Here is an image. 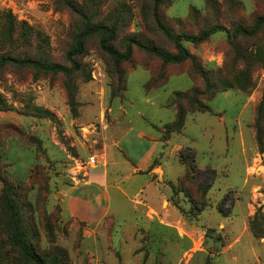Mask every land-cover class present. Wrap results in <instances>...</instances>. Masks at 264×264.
Listing matches in <instances>:
<instances>
[{
  "label": "rangeland",
  "instance_id": "374dc122",
  "mask_svg": "<svg viewBox=\"0 0 264 264\" xmlns=\"http://www.w3.org/2000/svg\"><path fill=\"white\" fill-rule=\"evenodd\" d=\"M165 2L157 23L154 0H0V59L20 56L1 44L11 15L31 41L32 48L21 50L27 58L73 71L15 63L0 71V264H30L11 247L16 216L5 197L17 208L25 242L48 264H264V159L258 156L264 155V0ZM260 22L255 36L231 40L235 28L252 31ZM218 25L230 37L218 32L201 45L182 40L195 56L182 64L167 66L135 45L129 62L106 51L124 54L135 40L177 55V36ZM101 26L107 31L87 33ZM197 71L219 91L210 112L189 114L184 129L165 138V126L175 121L168 99L193 86L206 89ZM240 120L247 151L235 132ZM118 125L160 141L157 163L169 169L163 178L172 188L156 213L128 210L126 222L88 227L66 213L63 191L91 156L105 161L121 135ZM176 137L194 148L198 171L204 165L216 171L202 212L193 204L201 198L193 186L187 184L193 196L181 191L187 168L168 143ZM157 213L170 224L151 218Z\"/></svg>",
  "mask_w": 264,
  "mask_h": 264
},
{
  "label": "crops",
  "instance_id": "0c3cea01",
  "mask_svg": "<svg viewBox=\"0 0 264 264\" xmlns=\"http://www.w3.org/2000/svg\"><path fill=\"white\" fill-rule=\"evenodd\" d=\"M245 106L246 104L239 113L240 117H243L247 112ZM163 107H165L164 104ZM174 111L176 119L177 112ZM220 120L225 122V117ZM241 123L240 120L235 132L239 135L243 150L247 151L245 146L246 131ZM252 125L253 119L251 118L247 129L251 133L249 136L251 140L254 137V134L252 136ZM159 126L153 124V129ZM123 127L122 132L120 125L116 127V131L121 132V135L109 147L105 161H102L96 168L83 167L81 176L71 187L63 191L62 200L66 213L77 223L85 224L88 227H98L108 222H126L129 219L124 216L126 212L129 210L130 213H135L140 208H148L156 213L159 202L172 188L171 182L165 183L163 178L170 173L169 169L162 163L153 166L159 157L160 141L147 131L135 127ZM174 139V142H168L171 145L172 154L178 156L185 149H194L188 147L178 137ZM103 154L105 155V153ZM258 156L261 161L264 159V155L258 154ZM248 161L249 157L246 159V162ZM209 167L211 166L204 165L200 171L208 170ZM261 168L264 170V166ZM157 169L162 170V175L156 173ZM247 171L248 168L246 173ZM114 198L118 203L116 206ZM151 218L155 220L157 218L165 225L170 224L167 220L160 218L159 214ZM197 232L199 233V231ZM187 239L191 241V244L192 241L196 243L195 237L190 236ZM189 252H185V254Z\"/></svg>",
  "mask_w": 264,
  "mask_h": 264
},
{
  "label": "trees",
  "instance_id": "16d2710c",
  "mask_svg": "<svg viewBox=\"0 0 264 264\" xmlns=\"http://www.w3.org/2000/svg\"><path fill=\"white\" fill-rule=\"evenodd\" d=\"M165 4H166L165 0H154L153 14L158 21L157 23H159L160 14ZM9 18L12 19L13 21L11 15H9ZM12 21L10 24L11 27L7 28V30L4 32L3 37H1L2 38L1 44L11 51H13L14 49L20 50V56L17 58L11 56H3V58L0 59V71L7 64L15 63L21 66H34L52 72H58V71H63L67 73L73 72L71 69L64 68L62 66H56V65L46 66L39 61H35L31 58H27V56H25L26 53L22 52L21 50L23 51L27 50L26 47L29 49L32 48L31 41L29 42V37H27L24 28L15 25V23H13ZM260 24L261 22L252 31H248L243 27L235 28L234 33L231 35V40H235L241 36L243 37L255 36L258 32ZM105 31H107V28L101 26L87 33L89 34L93 32H105ZM229 31H230L229 29L218 25L203 31L198 35L177 36L175 40L178 50L177 55H171L168 52L158 48L153 44H145L135 40H130L127 51L124 54H121L120 52L114 50L113 48H107L106 51L108 54L114 56L117 60L129 62L133 58V46L135 45L139 49H142L145 52L160 58L163 61V63L167 66L177 65V64H182L188 60H195V56L192 55L185 47L182 46L181 43L182 40L189 41L194 45H201L206 41H208L214 34L218 32H226L230 37ZM198 73L204 78L206 82V89L201 91L198 90L197 86H193L188 92L174 93L172 97L168 100L167 108L175 109L177 115L173 123L165 126L164 134H163L165 138L166 137L168 138V136H170L171 134L180 133L185 127L186 119L189 114L210 112L209 103L214 99L215 95H217L219 91L211 86L209 80H206L204 72L199 71ZM168 81L169 80H167V83ZM212 91H215V94H212ZM154 128L159 129L157 127ZM179 158L181 163L187 168L186 176L180 180L181 191L189 194V196H193L192 188H189V186L191 187L193 186V189L196 190V194L201 195V198H199L200 202L198 203L193 202V204L196 207V209H198L199 212H202L207 206L206 196L216 179V171L214 170L198 171L196 167L195 152L192 149H185L182 152H180ZM156 164L157 161L154 162L153 166H156ZM4 183L6 184V182ZM187 184L190 185L188 186ZM228 198L229 195L224 199V203L228 200ZM4 204L5 207L11 212L14 213L15 211L14 217L16 216L15 218L13 217L14 218L13 229H10L8 235V238L11 242L10 243L11 247L20 248L21 254L25 255L29 259L30 264H48L46 261L47 257L36 254L34 250L31 248V246H29V244L25 242L24 236L22 235L23 233L22 230L24 231L23 226L21 224L22 222L21 220L17 219L18 218V214L16 213L17 208L11 205V200L7 197H5L4 199ZM21 208L23 209L24 206L18 207V209ZM220 212L224 213L223 207H220ZM32 229L33 228L31 226L30 230ZM52 264H58V261L57 262L54 261Z\"/></svg>",
  "mask_w": 264,
  "mask_h": 264
},
{
  "label": "built area",
  "instance_id": "2783aa9c",
  "mask_svg": "<svg viewBox=\"0 0 264 264\" xmlns=\"http://www.w3.org/2000/svg\"><path fill=\"white\" fill-rule=\"evenodd\" d=\"M102 161H104V158H100L99 156H91L89 159H88V161H87V163H86V165H85V167L86 168H96L98 165H100V163L102 162Z\"/></svg>",
  "mask_w": 264,
  "mask_h": 264
}]
</instances>
